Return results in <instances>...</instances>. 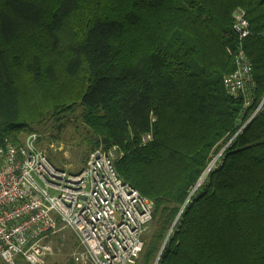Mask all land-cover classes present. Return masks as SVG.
Wrapping results in <instances>:
<instances>
[{
	"label": "trees",
	"instance_id": "obj_1",
	"mask_svg": "<svg viewBox=\"0 0 264 264\" xmlns=\"http://www.w3.org/2000/svg\"><path fill=\"white\" fill-rule=\"evenodd\" d=\"M262 100L264 0H0V144L81 108L152 202L135 264H264Z\"/></svg>",
	"mask_w": 264,
	"mask_h": 264
},
{
	"label": "built area",
	"instance_id": "obj_2",
	"mask_svg": "<svg viewBox=\"0 0 264 264\" xmlns=\"http://www.w3.org/2000/svg\"><path fill=\"white\" fill-rule=\"evenodd\" d=\"M235 30L246 36L243 13ZM236 71L224 79L227 91L245 89L250 65L242 51ZM260 102L251 117L262 106ZM146 136L143 141L149 139ZM39 137L0 144V260L3 264H46L50 241L62 230L77 244L73 264H135L152 218V202L116 173V147L92 150L76 172L55 166L38 148ZM45 241H48L45 243Z\"/></svg>",
	"mask_w": 264,
	"mask_h": 264
},
{
	"label": "rangeland",
	"instance_id": "obj_3",
	"mask_svg": "<svg viewBox=\"0 0 264 264\" xmlns=\"http://www.w3.org/2000/svg\"><path fill=\"white\" fill-rule=\"evenodd\" d=\"M30 133L37 134L39 137L38 148L46 153L55 166L70 172H76L84 167L86 161L82 163V160L88 153L89 146L86 143L88 130L82 119L81 108L62 115L58 121L55 119L43 121L34 126L33 132L22 133L20 141ZM219 155L220 153L213 156L201 179L217 165ZM47 242L45 241V243ZM50 245L52 252L44 256L46 264H68L77 251L74 236L68 230H62L58 235H55L51 239ZM20 262V258H16V263ZM0 264H3L1 260Z\"/></svg>",
	"mask_w": 264,
	"mask_h": 264
}]
</instances>
